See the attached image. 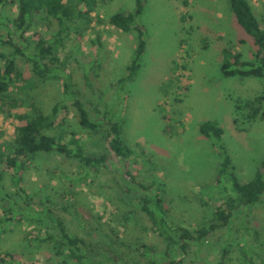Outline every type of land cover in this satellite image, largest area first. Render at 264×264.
I'll list each match as a JSON object with an SVG mask.
<instances>
[{
	"label": "rangeland",
	"instance_id": "374dc122",
	"mask_svg": "<svg viewBox=\"0 0 264 264\" xmlns=\"http://www.w3.org/2000/svg\"><path fill=\"white\" fill-rule=\"evenodd\" d=\"M96 1L89 28L82 35L73 33L65 39L58 56L64 66L82 72V66L85 70L89 67L86 63L94 59L93 40L96 37L101 40L107 51L102 77L101 81L94 80L92 91L83 86L85 106L93 116L109 109L124 120L126 141L133 148L137 145L138 149L132 159V168L142 178L154 174L176 222L199 226L211 217L213 209L209 204L218 198L213 187L221 158L212 149L210 140L199 132V124L214 120L223 128L222 142L230 152L241 182L249 181L264 160V120L250 118L251 110L244 106L245 101L264 92V79L224 77L218 69L223 48L230 46L234 52L250 58L251 43L234 21L228 0H188V7L182 4L183 0H148L138 20L146 28V52L135 82L120 90L119 93H125L122 97L115 82L127 74L126 67L134 56L137 36L121 32L109 24L108 18L116 11L134 9L135 0ZM250 3L264 27V0H250ZM14 11V4L1 10L0 35L6 34L9 26L4 19ZM182 16L186 17L185 21ZM241 39L247 40L240 43ZM17 65L25 78L34 77L26 59L17 58ZM38 82L37 87L29 90V100L49 109L62 98L61 82ZM12 92L17 89L12 87ZM66 113L70 118L68 129L89 141L88 147L93 154L103 152V132L93 131L87 139V134L76 130V111L68 105ZM16 125V119L0 108V143L12 141ZM105 178L114 181L116 177L108 173ZM24 185L32 213L31 216L26 214L30 219L21 217L16 224L10 221L2 224L0 264H49L45 261L50 256L48 247L39 252L28 241L34 235H43L52 227L56 228L47 216L34 214L43 212L47 201L68 231L83 236L97 251L92 261L105 260L103 247L129 264H147L150 260L149 254L142 250L112 244L101 231H108L105 222L120 231L125 243L149 242L151 237L157 250L163 251L161 239L152 237L154 233L144 215L129 205L122 212L128 220L119 221L118 212L108 202V187L102 188L89 169L82 172L75 160L55 153L38 154L25 174ZM15 190L14 182L4 174L0 179V218L6 213L1 206L6 203L3 194L14 195ZM14 198L17 199L14 219L18 220L22 216L19 210L25 205L17 196ZM246 219L244 214H239L230 226L212 231L202 245L193 243L182 258L183 264L216 263L227 238L232 242L227 264H249L243 252L253 238L244 232ZM248 219L250 227L260 232L259 258L253 263L264 264V199ZM11 254L15 260L10 259Z\"/></svg>",
	"mask_w": 264,
	"mask_h": 264
},
{
	"label": "trees",
	"instance_id": "16d2710c",
	"mask_svg": "<svg viewBox=\"0 0 264 264\" xmlns=\"http://www.w3.org/2000/svg\"><path fill=\"white\" fill-rule=\"evenodd\" d=\"M147 2L148 0H135L134 9L116 11L108 18L109 24L121 32L135 33L137 36L134 56L126 67L127 74L115 82L118 93L124 86L135 82L142 65L147 46V32L144 24L138 20L144 13ZM228 2L234 21L251 43V57L245 58L241 52H234L230 46L225 47L221 51L219 72L224 77L264 79V27L254 13L250 0ZM13 4L14 13L4 19V23L9 27L6 28L4 36L0 35V108L6 109L9 115L16 119L17 125L12 141L0 143V179L4 174H8L16 190L14 195L3 194L6 203L1 206L6 213L4 218H0V229L5 222L16 224L22 220L21 217L30 219L26 218V214L31 216L32 211L25 191V174L36 155L55 153L63 155L66 159L75 160L82 172L89 169L95 174L97 183L102 188L108 187L106 189L108 202L118 212L119 221L128 220L127 215L122 216V212L128 209L129 205L144 215L150 230L154 233L152 237L161 239L163 251L157 250V246L152 244L154 239L151 237L149 242L139 243V240H134L125 243L121 240L120 231L115 226H109L107 222L105 223L108 231L105 232L104 229L101 231L117 247L134 248L148 253L150 260L147 264H183L182 258L189 253L193 243L202 245L212 231L230 226L239 214L247 217L244 232L253 238L251 245L245 248L246 251L243 253L250 260L249 264H254V259L259 258L260 232L250 227L248 217L255 206L264 199V160L259 163L249 181L241 182L230 152L222 142L223 128L214 120L200 123L199 132L210 140L212 149L221 157L215 176L216 185L213 187L218 198L212 199L209 204L213 209L211 217L199 226L176 222L171 216V209L164 202L161 183L154 174L149 173L142 178L139 172L132 168V159L138 149L137 145L133 148L126 141L124 120L109 109L93 116L85 106L83 86L92 91L94 80L101 81L102 77L103 61L107 51L101 40L98 37L93 40L94 59L86 63L89 67L85 70L82 66V72L64 66V62L58 56V50L65 39L70 38L73 33L82 35L89 28L90 14L95 10L97 1L0 0V17L1 10ZM182 4L185 7L189 6L188 0H183ZM181 19L185 21L186 17L182 16ZM245 40L241 39L240 43H244ZM19 57L30 63L34 74L32 79L25 78L19 70L17 65ZM38 80L61 82L62 98L49 109L35 100H29V90L37 87ZM12 87L16 88L17 92H12ZM91 94L93 95L92 92ZM119 95L124 97L125 93ZM68 105L76 111L78 133L87 134L88 139L93 131L103 132L105 142L103 152L93 154L88 147L89 141L82 140L76 131L68 129L70 128V118L66 113ZM244 106L251 110L248 114L250 118L264 120V92L245 101ZM108 173L116 177L114 181L105 178L108 177ZM14 196L23 200L25 205L23 211L19 210L22 216L18 220L14 219L17 211V199ZM46 203L43 212L34 214L37 217L47 216L56 228L52 227L43 235H34L28 241L34 244V248L39 252L48 247L50 256L45 259L47 263L67 264L72 261L73 264H129L107 247L102 248L105 260L92 261L98 255L97 251L83 236L68 231L62 219L55 215V209L50 201ZM124 229L126 230L125 227ZM231 246L232 242L227 238L222 243L214 264H227ZM175 255L181 258H175ZM10 257L16 259L12 254Z\"/></svg>",
	"mask_w": 264,
	"mask_h": 264
}]
</instances>
